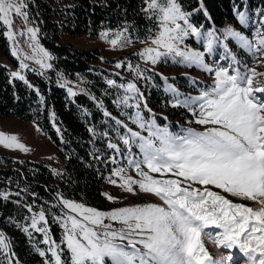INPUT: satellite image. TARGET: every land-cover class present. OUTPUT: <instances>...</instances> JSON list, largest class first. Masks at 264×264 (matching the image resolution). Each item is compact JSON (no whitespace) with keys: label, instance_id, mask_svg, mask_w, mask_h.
Wrapping results in <instances>:
<instances>
[{"label":"snow or ice","instance_id":"obj_1","mask_svg":"<svg viewBox=\"0 0 264 264\" xmlns=\"http://www.w3.org/2000/svg\"><path fill=\"white\" fill-rule=\"evenodd\" d=\"M144 4L142 11L149 20H154L157 30L153 34V29H149V34L139 41L154 46L139 52L140 58L153 66L162 59L172 58L176 63L213 74V84L200 95L185 97L173 104V107L187 108L194 117L190 123L203 126L204 130L188 128L173 133L166 126H158L154 119L145 120L139 111L143 95L136 84L118 85L136 94L125 96L120 103L138 109L133 123L148 134L143 136L116 120L118 125L127 128L128 134L120 139L128 146L129 153L135 146L142 155V159L128 160L129 167L140 179L127 176V170L120 167L113 171L119 183L111 178L109 183L134 195L137 191L154 195L164 206L147 203L103 212L61 198L60 204L67 211L55 218L64 233L59 243L51 238L48 227H38L40 222L48 224L44 211L31 217L30 228L43 234V243L48 245L46 251L51 255L44 264H234L233 249L243 254L244 264H264V72H257L255 67L240 71L235 66L239 61L216 35V30L203 33L194 26L189 20L192 13L184 11L178 0H144ZM26 7L25 0H0V21L8 26L9 40H14L12 14L27 20ZM260 14L259 23L264 29V13ZM237 16L242 25L248 24L245 12H237ZM129 28L131 25L125 24L122 30L112 33L111 39L109 31L101 32L100 37L113 49H122L133 43L126 35ZM37 31L27 29L32 41H36ZM189 36L198 42L205 41L204 48L209 54L214 45L223 47L224 55L214 61L217 67L205 63L204 51L184 45ZM223 37L235 40L254 60L264 59V31L261 29L249 39L229 27ZM37 50L48 57L43 48ZM12 54L17 55L15 49ZM221 60L230 62L220 64ZM36 62L42 67H51L42 60ZM25 67L20 64L21 69ZM116 67L120 68L121 64L117 63ZM128 67L133 68L131 64ZM134 70L142 75L138 65ZM12 76L28 83L19 72ZM108 83L114 84L111 80ZM166 90L174 97L180 96L172 85ZM129 99H136L137 103L130 105ZM104 115L110 114L105 112ZM0 145L28 151L17 137L3 133H0ZM108 148L121 153L114 143H109ZM153 173L159 174V178ZM207 186L259 207L253 209L234 203ZM0 199L8 200L9 194L0 192ZM107 199L115 201L111 195H107ZM28 211H32L31 207ZM22 231L31 236L29 227H22ZM205 237L227 252L219 258L211 256L203 243ZM46 251H39V255L44 257ZM65 251L67 259L62 258ZM0 253L4 254L6 264H13L15 254L11 253L10 242L3 232H0ZM0 264H5V260H0Z\"/></svg>","mask_w":264,"mask_h":264},{"label":"trees","instance_id":"obj_2","mask_svg":"<svg viewBox=\"0 0 264 264\" xmlns=\"http://www.w3.org/2000/svg\"><path fill=\"white\" fill-rule=\"evenodd\" d=\"M25 2L27 21L38 30L39 43L51 58V70L47 76L28 72L26 84L10 80L6 69L0 65V118L12 117L34 123L51 142L63 164L60 170L51 172L42 162L0 156V192L9 194L8 200L0 199V232L4 233L10 242L11 253L15 254L13 264L16 261L19 264H44L49 258L39 255L44 245L41 235L28 226L29 219L44 211L50 233L58 242L59 228L53 218L61 213L59 198L78 200L87 206L101 208L102 186L111 170L126 164L127 155L131 156L120 137L128 134L127 128L134 127L131 107L120 103L119 88L115 83H108L111 79L118 81V78L99 66L98 51L78 50L62 44L61 35L87 33L94 36L102 31L123 29L127 24L131 28L126 34L132 44L137 45L149 34V29H153L154 34L157 25L142 11L144 0ZM178 2L184 11L192 13L189 19L193 24L202 25L203 29H215L219 36L229 27L249 39L254 38L257 29L264 31L259 23L262 19L260 13H264V0ZM237 12L247 14V25L239 22ZM225 43L229 49L236 48L231 39L225 40ZM0 50L6 52L1 25ZM77 76L84 81V93L68 97L58 78L70 80ZM155 81L146 103L154 110L172 109L166 104L160 79L155 77ZM181 111L178 109L177 113ZM105 112L110 115L105 116ZM116 120L127 128L118 125ZM158 121L162 122V119ZM177 122L182 121L179 119ZM176 124L169 121L168 126L171 129ZM109 143L116 144L121 153L108 148ZM22 227H29L31 236L23 232ZM0 260L6 261L3 253H0Z\"/></svg>","mask_w":264,"mask_h":264},{"label":"rangeland","instance_id":"obj_3","mask_svg":"<svg viewBox=\"0 0 264 264\" xmlns=\"http://www.w3.org/2000/svg\"><path fill=\"white\" fill-rule=\"evenodd\" d=\"M25 11V10H24ZM11 19L13 21L11 31L14 34V40H9L8 38V26L4 25L2 21H0V25L2 27V34L6 41V52L0 50V65L4 67L7 71L9 79L13 78L12 73L19 72L21 73L26 80V75L28 72H34L42 76H47L51 67H42L41 64L37 63V60H42L44 65L50 64V56L44 57L42 53H40L37 48H43L38 40V34L36 41H32L30 38V34L27 32L28 28L36 29V27L24 20L22 17L16 16L12 14ZM190 20V19H189ZM191 22V21H190ZM183 24V22H180ZM192 23V22H191ZM193 24V23H192ZM201 29L203 33H207L212 31L213 29H203L202 25H195ZM37 30V29H36ZM122 30V29H119ZM109 31V39L113 38L112 33L116 32ZM103 32V31H102ZM101 33V32H100ZM100 33L97 35L91 36L87 33L79 34V35H61V43L65 45H70L75 49L88 51L91 49H96L98 51L99 58V66L111 72L113 75L117 76V80L111 79L118 87V85H127L128 83H135L139 92L142 93L143 99L140 100V109L141 115L145 120L151 121L155 120V123L161 127H167L170 132L173 133H181L182 130L193 128L197 131H203L204 127L197 125L195 123H190V121L194 120V117L189 112V110L185 107L177 106L173 107V104L177 100H184L185 97H195L200 95L202 90L208 88V86L213 84V74L207 73L200 68L197 67H187L184 64L176 63L172 60V58L162 59L156 65H152L151 63H145L144 60L140 58L138 55L139 52L143 51L147 47H154L150 42L149 43H139L137 45L130 44L127 47L122 49H113L112 46L107 43L105 40H102L100 37ZM127 35V34H126ZM216 35L225 43V39L222 36ZM231 39V38H229ZM232 40V39H231ZM233 45L236 47L235 49H229L239 61L238 65H235L239 68L240 71H244L245 67H255L257 72H264V59L254 60L252 55L247 52L245 49L241 48L235 40ZM205 41L200 40L199 42L195 37L189 36L185 39L184 45H187L189 48H192L196 51H204L205 52V63L209 66L215 68L217 64L214 62L218 59V57L224 55V49L220 44L214 45L213 52L211 54L207 53L204 48ZM31 45V46H30ZM183 47V45H182ZM16 50L17 55H13V50ZM240 50V52H239ZM45 51V50H44ZM222 53V54H221ZM25 57H28L27 59ZM179 59V58H177ZM111 60H115L113 62H109ZM230 61L221 60L220 64H228ZM23 63L26 65L25 68L21 69L20 64ZM120 63L121 67L117 68L116 64ZM131 64L133 66L132 69L128 67ZM139 66L142 75H138L134 70L136 66ZM259 65V66H257ZM155 77L159 78L160 88L162 93L166 96V104L169 108L166 110H154L149 103H146L145 99L148 98V94L150 89L156 83ZM21 81V80H19ZM59 85L65 90L66 95L68 97H72L70 93H84L83 88V79L79 76L65 80L62 78H58ZM24 82V81H22ZM168 85H172V87L176 88V90L180 93L179 97H174L172 93L167 91ZM120 90V101L123 100L125 96L133 97L136 96L134 93H128L124 88L118 87ZM261 95V94H257ZM128 103L130 105H134L137 103L136 99H129ZM123 104V103H122ZM144 104H147V108H144ZM132 114L131 120L135 117V114L138 109L135 107H131ZM178 109L183 110L180 113H177ZM150 110V111H149ZM177 114H176V113ZM173 116V117H172ZM162 119V122H159L158 119ZM181 119V123L177 122V120ZM169 121H174L176 124V128H171L168 126ZM131 128L133 131L140 132L141 135L147 136L146 130H141L135 123ZM0 133H3L7 136H15L20 144H22L28 151H22L16 148H7L3 145H0V156L7 157L12 160H22L26 159L31 162H42L45 166L50 169L51 172H56L61 169L63 160L55 154L54 148L48 138L42 134L37 126L32 122L27 121H19L12 117H2L0 118ZM133 157L137 159H142V155L139 152V149L135 146L132 147L131 156L127 155V161L132 159ZM124 167L126 171V175L132 177L133 179L139 180L140 177L136 174L135 170L130 168L128 162L126 164L115 167L111 170L110 175L106 182L102 186L101 190V201L102 207L95 208L97 210L103 212H109L114 209L124 208V207H132L136 205H142L147 203L156 204L159 206H164L162 201L154 195L144 194L137 191V194H132L124 191L122 188L115 186L109 183V179H115L119 183V178L113 176V171L117 168ZM144 171H147L145 168ZM154 177L159 178V174L153 173ZM196 187H203L200 185H195ZM210 190L216 191L217 193L223 194L234 203H242L246 206H250L253 209H258L259 205L240 198H234L226 193H222V190L215 189L213 186H207ZM107 195H111L115 198L114 202H110L107 199ZM59 198V203H60ZM65 199V198H63ZM69 201H74L76 203L84 204L78 200L66 199ZM85 205V204H84ZM61 206V213L66 212V209H63ZM87 206V205H85ZM90 207V206H87ZM55 216L53 218V222L59 228V243L64 235L63 229L59 223L56 222L55 218L59 217ZM38 214V213H37ZM74 215V214H73ZM31 218L29 219L28 226L30 227ZM48 227V225H44L43 222H40L38 227ZM119 227V225H115ZM49 228V227H48ZM32 230V229H31ZM34 231V230H33ZM208 231V230H206ZM216 231V230H212ZM39 233V232H38ZM43 242V234L39 233ZM51 234V233H50ZM51 238L54 240L53 236ZM203 243L214 258H219L222 254H225L227 250L222 249L217 246L213 241L207 239L206 237L203 240ZM44 247L42 251H46L48 245L43 243ZM231 253L234 254V264H244V256L242 253H239L238 249L231 250ZM65 256L63 259H67V252L65 251ZM46 255L49 259H51L50 253L46 251ZM44 258V257H42ZM6 264V261H5Z\"/></svg>","mask_w":264,"mask_h":264}]
</instances>
